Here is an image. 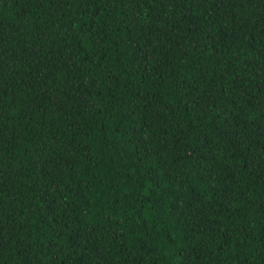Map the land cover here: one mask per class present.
Listing matches in <instances>:
<instances>
[{
  "label": "trees",
  "instance_id": "16d2710c",
  "mask_svg": "<svg viewBox=\"0 0 264 264\" xmlns=\"http://www.w3.org/2000/svg\"><path fill=\"white\" fill-rule=\"evenodd\" d=\"M0 264H264V0H0Z\"/></svg>",
  "mask_w": 264,
  "mask_h": 264
}]
</instances>
